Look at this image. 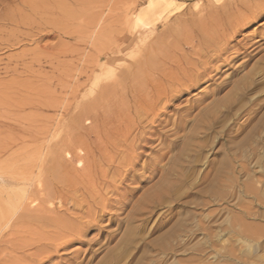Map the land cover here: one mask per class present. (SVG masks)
<instances>
[{
	"label": "rangeland",
	"instance_id": "374dc122",
	"mask_svg": "<svg viewBox=\"0 0 264 264\" xmlns=\"http://www.w3.org/2000/svg\"><path fill=\"white\" fill-rule=\"evenodd\" d=\"M85 1L75 5L72 0H10L0 5V264L4 260L8 264H264V15L229 39L228 56L239 51L237 58L225 64L212 61L205 80L182 90L155 119L149 116L140 122L129 139L143 131L144 140L134 142L133 150L121 149L132 154L107 150L121 166H102L108 179L93 181L102 190L100 200L106 199L107 210L90 208L100 217L79 239L70 238L55 252L53 246L45 248L44 241L38 242L42 232L38 226L29 233L26 225L19 228L15 223L17 204L28 196L37 200V190L51 182L54 144H60L73 127L87 134L93 116L113 117L114 111L128 108L125 115L131 118L135 107L120 92L136 79L142 63L162 45L186 51L189 46L184 45L182 32L194 29L205 12L220 5L212 0H168L169 14L140 24L136 15L150 0ZM42 7L53 11L43 14ZM3 14H7L4 20ZM65 25L69 29L64 31ZM195 33L194 44L202 36ZM245 51L254 57L247 61ZM238 82L244 84L240 92L234 89ZM109 100L116 101L107 105ZM91 109L96 112L90 113ZM171 142L173 150L165 146ZM125 157L137 158L130 171L124 166ZM56 173H61L60 167ZM167 173L173 184L148 196L160 185L159 176ZM108 183L115 188L113 194L103 191ZM167 185L170 189H165ZM41 203L38 208L49 206L47 201ZM56 209L67 221L84 213L75 212L76 218L65 208ZM17 240L23 241L24 250ZM43 248L46 251L40 252Z\"/></svg>",
	"mask_w": 264,
	"mask_h": 264
},
{
	"label": "bare ground",
	"instance_id": "6f19581e",
	"mask_svg": "<svg viewBox=\"0 0 264 264\" xmlns=\"http://www.w3.org/2000/svg\"><path fill=\"white\" fill-rule=\"evenodd\" d=\"M72 1H73L72 3H74L75 5L76 4L80 5V3H82V4L86 3L87 4V2L85 0H72ZM222 1L223 0H212V2H214L215 4L220 3L219 6L214 8L215 11L214 10L212 12L208 11L209 13H207V14L205 12L203 17H201V19L198 21V24L195 26V28L193 26L194 29H192L190 27H186L184 32H182L183 36H181V37H182V40L184 42V45L189 46L186 51H184V50L182 51L181 48H183V47L177 48L175 46L171 47V46L167 45L168 47L166 48L163 45L160 46L161 45L160 44L159 45L160 47H158L156 49L154 46L156 51H153L154 50V48H153L152 51L154 53L152 56H150L151 59L146 61L145 63H142L144 66L141 70H139V75L137 76L136 73H138V72L134 71L135 76H137L136 79L133 80L132 84L128 88L123 89V90H125L124 92L118 91V93L120 92V94L122 96L125 93L126 96L129 97L128 101L130 100V102L132 103L131 105H133V107H135V110L134 109L132 110L134 112V114H133V116H131V118L130 117L127 118L128 116L125 115V111H127L128 108L127 109H121V108L118 109L117 108L118 110L114 109L116 111H114L115 114L113 117H111L108 114H106V115L102 114L103 115L102 117H100L99 115L93 116L95 114H92L93 117L91 119V122L93 123V126H91L92 130L88 129L89 131L87 132V134L85 133L86 131L85 132L83 131L85 134L84 133L82 134L81 131H79L77 129L78 127L77 128L73 127L65 135L66 137H64V139H62L60 141V144H56V145L54 144V147H52V149H51L52 155L50 154L52 159H51V162L49 163V165H50L49 166V173L51 176V180H50L51 182H49L48 186L46 188H44L43 190L38 189L40 192L37 190L38 194H36V195H38V197H36V199L39 200L38 201L39 203L40 202L43 203V202L47 201L49 203L50 207L48 206V207L38 208L39 203H35V201H37V200H35V198L29 199L28 198L29 196L26 197L27 199H25V201L26 200L28 201V199H29L30 200L29 202H27V201L26 202H20L18 204L16 202V204L18 205V208L16 211H18V212L20 211V213L16 212L17 215H15V216H17V217L15 218V220H16L15 223L16 222L20 223V225L22 227H19V228H23L24 225H26L27 228L26 227H24V228L28 231L31 227H33V225L38 226L39 227L38 229L42 230L38 242L44 241L45 243H43V244H44L45 248L51 245L54 247V251L56 252L60 248L64 247L65 244L70 240V238H73V240H75L77 238L79 239L82 236L83 232H85L84 230L87 227H93L95 225V223L97 222V219H99V217H100V215H98L99 214L98 212L105 213V211L107 209H106V204H104L106 199H105V201L100 200V198L103 197V196H101L102 190L98 188L97 184H96L97 186L95 184H93V181L94 182L96 180H102L103 181L105 178H107V172H106V170L102 169V166L106 165L108 168H110L109 166H111L113 164L116 165V158L113 154L110 155V153L108 152L109 151L108 149L111 150V153H112V151L114 153L120 152L121 155L125 152L124 150L128 149V147H129V149L132 148V150H133L134 142L136 144L137 141L142 142L144 140V137H143L144 132L143 131H140L141 133L138 131L140 133L138 136H134V137H132V139H129V138H131L130 136H133L132 133L134 130L140 129V126L142 124L140 122L143 119H147L146 117H149V116L152 118L151 120L155 119L158 115H160V113H162V110H164L163 107H165L170 101L176 99L177 95L180 94L182 90H188L191 86L198 84L199 81H201L202 79L205 80L204 77L206 78L212 72V69L210 67V64L213 63L212 61H217V62L222 61V63L225 64V63L230 62L231 59L237 58L239 56V51H235V50H234L235 51L234 56H228V53H229L228 41H229V39H232L235 35H237L240 32V29L243 26H245L248 22H253V21L255 22L260 17H262L264 15V0H227V1H223V2ZM8 2L6 0H3L0 2V5H2V4L4 5V3H8ZM95 3H96V1H95ZM91 4H93V2H91ZM170 5H171V2L168 0H150L148 2V4L145 6V10L139 12L136 15L135 20L137 23H140V24H144L147 19H148V21H150L149 18L152 19L151 20L152 22L156 21L157 19H160V18L166 16L167 13L169 14L168 10H169ZM88 6H90V4ZM81 7H83V6H81ZM92 7H95V6H92ZM62 8H64V7L62 6ZM49 9L50 8H43L42 7V10H43L42 13L43 14H49L53 11L52 10L50 12ZM4 10H5V8H4ZM83 10H84L83 12H85V9H83ZM210 10H212V9L210 8ZM66 12H67V14H69L68 11H66ZM6 15H4L2 20H4V18H6L5 17ZM9 15L11 17V14H8V16ZM39 15H40V19H41L42 15L41 14H39ZM81 15H82V13H81ZM12 17L10 18L11 20H12ZM204 17H206V18H204ZM80 18H85V17H80ZM90 18L87 20H90ZM63 20L64 19H62V21ZM92 22H94V21L92 20ZM192 23H194V20H193V22H191V24ZM208 23L210 24L209 25L210 27H205V26H207ZM82 25H83V23H82ZM192 25H190V26L192 27ZM90 26H92V24ZM57 27H59L57 29V30H59L61 26L58 25ZM65 27H66V29L62 28L64 31L69 29V28L67 29L66 25H65ZM35 28H36V25H35ZM53 28H55V27H53ZM34 30H33V32H34ZM59 32H60V30H59ZM61 32H63V31L61 30ZM194 32H196V33L201 32V34H202V36L200 38L198 36V41L195 44L193 43L194 41H193V38L191 37V34ZM42 33H43V31H42ZM63 33H61V34H63ZM65 33L69 35V32L66 31ZM198 34H200V33H198ZM179 43H181V42H179ZM178 45H180V44H178ZM150 46L153 47V44H151ZM169 49H172V50L169 51ZM209 52H212L213 54L210 55ZM245 53H247V55H246L248 57L247 61H249V59L254 57V55L252 54V51H249V52L245 51ZM151 54H152V52H150L149 55H151ZM225 55H227V56H225ZM185 56H186V58H185ZM191 56H195L197 58V60H194L193 58H191ZM141 62H142V60H141ZM223 64L222 65L220 64V65L223 66ZM140 65L141 64H139V66ZM122 71H124V70H122ZM135 76H134V78H135ZM209 78H211V77H209ZM115 80H116V78H115ZM245 81H242V82H245ZM241 85H244V84L243 83L241 84L240 82L236 83L234 89L239 90V87L241 88ZM224 86H225V84H224ZM239 92H240V90H239ZM102 94L103 93L99 94L98 96H100ZM101 97H103V96H101ZM100 98L98 97L97 100ZM113 101L114 100H109V103L107 105L111 104L110 102L114 103L116 100L114 102ZM98 102H101V100L100 101L98 100ZM124 103H125V101H124ZM120 104H122V103H120ZM131 105H130V107H131ZM218 105H220V104H218ZM86 106L83 105V107H86ZM122 106L124 107V105H122ZM127 106H128V104H127ZM119 107H120V105H119ZM216 107L218 108L217 105H216ZM93 108H94V106H93ZM106 108H108V106ZM215 108H213V109H215ZM83 109L84 108H82V110ZM88 109H87V112H88ZM99 111H100V109H99ZM187 111H189V110H187ZM78 112H79V110H78ZM84 112L82 113V116H80L81 118L83 117ZM91 112H93L92 109H91L90 113ZM94 112H96V111L94 110ZM90 113H88V114H90ZM184 113H185V110H184ZM188 113H187V115H188ZM209 114H210V112H209ZM76 115H78L77 112H76ZM87 115L86 116L84 115V116L86 118H88ZM128 115H131V113ZM78 116H76L77 119H78ZM83 118L81 120H83ZM129 119H130V122L128 121ZM83 122H84V120H83ZM115 123H116V125H114ZM81 129H83V128H81ZM175 130H177V129H175ZM135 135H137V133ZM83 137H84V139H83ZM163 142H164V140H162V142H160V143L162 144ZM169 142H170V140H169ZM137 145H138V143H137ZM184 145H186V143H184ZM123 146L125 147V149L121 150ZM162 146H163V144H162ZM165 146H166V148L168 147V149H172V148L175 149L173 142H171L168 145L165 144ZM183 148H185V146H183ZM183 150H185V149H183ZM127 151L125 152L126 154H128ZM128 152H129V154H132V153H130L131 151H128ZM62 154H64L65 157L61 158L60 156ZM121 155L119 156L120 158H121ZM127 156H130V155H127ZM125 159L126 160H125L124 166L128 168L127 170H129V168L131 169V167L133 166L134 162H136L137 158L136 157H130V158L125 157ZM49 161H50V159H49ZM118 161H117V163L121 166V164H120L121 162L119 163ZM43 163H45L44 165H46V166L48 165V163H46V162H43ZM193 164H195V163L193 162ZM119 165H116V166L119 167ZM58 167L61 168V173H59V174L56 173V169ZM122 169H123V167H122ZM110 173H112V172H110ZM113 173L115 174L118 172H115V169H114ZM43 174H45L47 176L46 173H43ZM169 174L167 173L164 176L162 175V177H161V175L159 176V180L156 184H158V185L160 184V185L159 186L157 185L158 188H156V186H155L156 190L152 189L150 191V193H148V196L151 194V192L155 193V194L159 193L158 190H161L162 188H164L165 184H173V183H171L172 178H170ZM187 175H188V173H187ZM108 176H109V173H108ZM176 176H177V174H176ZM110 178H113V176ZM47 179H48V176H47ZM104 181H106V179ZM109 181H111V179ZM38 186H39V184L37 185V187ZM42 186H44V185H42ZM114 189L113 188L111 189V185L108 183L105 185V188L103 191L110 192L113 194ZM165 189H170V188H168V185H167V187ZM105 196H106V194H105ZM12 199H13V197H12ZM21 201H23V200H21ZM53 203L57 204L56 208H58V209L65 208L67 213L66 212H64V213H66L67 215L68 214H74L77 211H79V212L82 211V212H84V213H82L83 216H80L79 219H76L74 221L71 220L72 222L67 221L65 219V216L63 217L62 215H60L63 212L60 213L61 211L57 210L55 207L51 208ZM14 205H15V203H14ZM9 207H10V205H9ZM92 207L96 208L99 211L97 212V210H96V213L95 212L91 213L92 209L90 210V208H92ZM54 209H56V210H54ZM104 209H105V211H104ZM11 210L12 209H10V211ZM75 217H76V215H75ZM70 218H72V217H69V220H70ZM4 221H6V220H4ZM15 227H17V226H15ZM22 232H24V230ZM28 232L30 233V231H28ZM37 233L38 232H36V234ZM32 235H31V237H32ZM15 236H16V234H15ZM31 237H29V238H31ZM21 238H20V240H21ZM67 238H69V239L67 240ZM23 239H25V238H23ZM25 241H24V244L28 245L27 243H29V242L26 241V243H25ZM0 242H1V240H0ZM22 242H20V243L22 244ZM18 243H19V241H18ZM30 244H32V243H30ZM13 247L19 249V248L23 247V244L21 247L14 246V245H13ZM27 247H29V246H27ZM24 248L25 247H23V250H24ZM8 249H9V247H8ZM20 250H22V249H20ZM43 250H45V249L43 248L42 251H40V252H43ZM13 251H14V249H13ZM36 251H38V250H36ZM52 251H53V249H52ZM15 253H17V252H15ZM49 253H50V250H49ZM21 254H23V253H21ZM30 254H29V256L33 255V253L31 255ZM36 254H38V253H35V255ZM39 255H40V253L38 254V257L41 258ZM42 255L44 256L47 254L45 252V254H42ZM48 255L50 256V254H48ZM13 256H15V255H13ZM17 256H19V255L17 254ZM43 256H42V259H43ZM19 257H18V259H19ZM36 258H37V256H36ZM23 259L25 260V258H23ZM29 259L33 260V257H30ZM13 260H14V258L11 261H13ZM4 261H2V262H4L5 264H8V263H6L7 260H4ZM22 262H23V260H22ZM0 263H1V261H0ZM4 263H2V264H4ZM12 263H14V261ZM20 263H21V261H20ZM20 263L18 261L17 264H20ZM24 263L26 264L25 261H24ZM27 264H29V263H27Z\"/></svg>",
	"mask_w": 264,
	"mask_h": 264
}]
</instances>
